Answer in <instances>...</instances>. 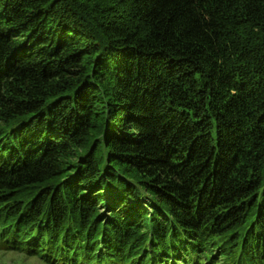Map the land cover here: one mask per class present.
Segmentation results:
<instances>
[{"label":"trees","instance_id":"16d2710c","mask_svg":"<svg viewBox=\"0 0 264 264\" xmlns=\"http://www.w3.org/2000/svg\"><path fill=\"white\" fill-rule=\"evenodd\" d=\"M0 240L264 264V0H0Z\"/></svg>","mask_w":264,"mask_h":264},{"label":"rangeland","instance_id":"374dc122","mask_svg":"<svg viewBox=\"0 0 264 264\" xmlns=\"http://www.w3.org/2000/svg\"><path fill=\"white\" fill-rule=\"evenodd\" d=\"M6 245L0 240V264H46L41 259L25 258L23 255L5 250Z\"/></svg>","mask_w":264,"mask_h":264}]
</instances>
